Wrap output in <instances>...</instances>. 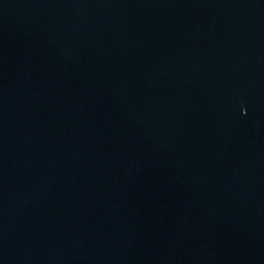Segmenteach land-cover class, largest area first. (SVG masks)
I'll list each match as a JSON object with an SVG mask.
<instances>
[{
	"label": "water",
	"instance_id": "1",
	"mask_svg": "<svg viewBox=\"0 0 264 264\" xmlns=\"http://www.w3.org/2000/svg\"><path fill=\"white\" fill-rule=\"evenodd\" d=\"M0 264H264V0H0Z\"/></svg>",
	"mask_w": 264,
	"mask_h": 264
}]
</instances>
